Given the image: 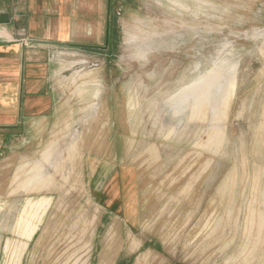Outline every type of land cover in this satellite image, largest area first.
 <instances>
[{
	"label": "rangeland",
	"instance_id": "1",
	"mask_svg": "<svg viewBox=\"0 0 264 264\" xmlns=\"http://www.w3.org/2000/svg\"><path fill=\"white\" fill-rule=\"evenodd\" d=\"M110 22L0 155V264H264V0Z\"/></svg>",
	"mask_w": 264,
	"mask_h": 264
},
{
	"label": "crops",
	"instance_id": "2",
	"mask_svg": "<svg viewBox=\"0 0 264 264\" xmlns=\"http://www.w3.org/2000/svg\"><path fill=\"white\" fill-rule=\"evenodd\" d=\"M114 0H0V155L25 123L50 114L59 48L100 49Z\"/></svg>",
	"mask_w": 264,
	"mask_h": 264
},
{
	"label": "trees",
	"instance_id": "3",
	"mask_svg": "<svg viewBox=\"0 0 264 264\" xmlns=\"http://www.w3.org/2000/svg\"><path fill=\"white\" fill-rule=\"evenodd\" d=\"M111 24L112 22H110V20L107 22V34H106V41H107V44L109 42V39H110V30H111Z\"/></svg>",
	"mask_w": 264,
	"mask_h": 264
},
{
	"label": "built area",
	"instance_id": "4",
	"mask_svg": "<svg viewBox=\"0 0 264 264\" xmlns=\"http://www.w3.org/2000/svg\"><path fill=\"white\" fill-rule=\"evenodd\" d=\"M118 13V12H117Z\"/></svg>",
	"mask_w": 264,
	"mask_h": 264
}]
</instances>
